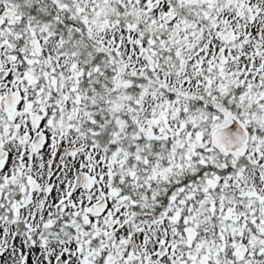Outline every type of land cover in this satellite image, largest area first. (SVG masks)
I'll return each mask as SVG.
<instances>
[{
    "label": "snow or ice",
    "instance_id": "6c2138e0",
    "mask_svg": "<svg viewBox=\"0 0 264 264\" xmlns=\"http://www.w3.org/2000/svg\"><path fill=\"white\" fill-rule=\"evenodd\" d=\"M0 264H264V0H0Z\"/></svg>",
    "mask_w": 264,
    "mask_h": 264
}]
</instances>
